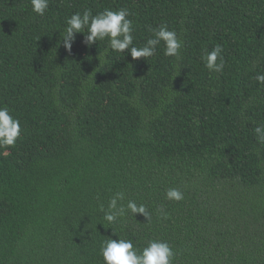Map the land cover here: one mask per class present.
I'll list each match as a JSON object with an SVG mask.
<instances>
[{
  "label": "trees",
  "instance_id": "obj_1",
  "mask_svg": "<svg viewBox=\"0 0 264 264\" xmlns=\"http://www.w3.org/2000/svg\"><path fill=\"white\" fill-rule=\"evenodd\" d=\"M128 8L134 43L167 24L184 41L145 60L61 44L65 18ZM224 47L223 72L203 49ZM103 63L100 64L99 56ZM264 0H0V106L22 125L0 149V264H103L113 236L167 241L172 264H264ZM178 188L181 201L166 192ZM117 191L145 204L108 225ZM162 210L161 211H158ZM167 214V218H164Z\"/></svg>",
  "mask_w": 264,
  "mask_h": 264
},
{
  "label": "clouds",
  "instance_id": "obj_2",
  "mask_svg": "<svg viewBox=\"0 0 264 264\" xmlns=\"http://www.w3.org/2000/svg\"><path fill=\"white\" fill-rule=\"evenodd\" d=\"M31 8L34 13L44 16L49 9V0H30ZM132 13L128 8L112 10L105 8L101 12L93 14L90 9H85L82 13L77 11L65 18L63 28V47L70 53L77 34H83V43L91 47L98 41H105L107 48L115 53L130 54L133 60L144 58L148 60L157 54L158 46L163 45L162 51L165 57L181 56V49L184 41L179 38L175 30H169L167 24H160L150 27V35L141 46H137L134 41L133 21L128 17ZM224 47L216 44L209 51L203 49L201 61L210 73L223 72L225 60L223 56ZM100 64L103 58L99 56ZM257 83L264 85V73H258L253 78ZM256 140L259 144H264V124L254 127ZM22 137V125L20 119L13 114L8 106H0V149L15 147L18 139ZM169 200L181 201L184 194L178 188H169L166 192ZM126 198L123 191H117L110 198L107 207L99 205V211L103 213V221L108 225L122 223L128 213L134 216L143 215L150 220L151 214L147 206L143 203L137 204L134 200H128L127 204L121 203ZM161 211L162 210H159ZM167 218V214H164ZM112 234L118 238L103 239L99 242V255L102 257L103 264H172L175 252L172 246L164 240L152 239L142 247H136L132 239L124 238L119 235L114 227Z\"/></svg>",
  "mask_w": 264,
  "mask_h": 264
}]
</instances>
